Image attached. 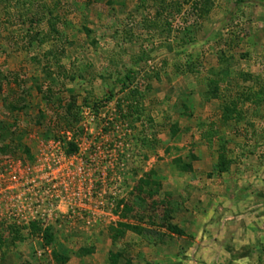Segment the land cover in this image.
Instances as JSON below:
<instances>
[{
    "label": "rangeland",
    "instance_id": "obj_1",
    "mask_svg": "<svg viewBox=\"0 0 264 264\" xmlns=\"http://www.w3.org/2000/svg\"><path fill=\"white\" fill-rule=\"evenodd\" d=\"M201 3L0 0V163L59 210L19 227L0 194V264H264V0ZM129 73L136 124L118 111ZM230 100L240 116L224 121ZM75 194L116 206L73 217Z\"/></svg>",
    "mask_w": 264,
    "mask_h": 264
},
{
    "label": "built area",
    "instance_id": "obj_2",
    "mask_svg": "<svg viewBox=\"0 0 264 264\" xmlns=\"http://www.w3.org/2000/svg\"><path fill=\"white\" fill-rule=\"evenodd\" d=\"M12 164L10 162L0 163V194L3 201L7 202L6 206L11 209V212L8 213V217H14L15 223L19 227H30L32 223L38 220L40 215L39 210L42 209L43 206L47 208V212L46 210L44 211L49 217H51L54 212L59 211L58 207L55 206L54 195L48 191L46 192L47 196L42 197L38 192L32 191L30 186L35 182L23 174L22 163L17 162L14 165ZM48 169L52 174V168L49 167ZM50 173L46 172L45 174L47 182H49V178H52ZM17 188L21 189V191L17 193V195L10 197V193ZM7 200L12 202V204H9ZM61 200L66 203V197H62ZM0 204L2 205V203ZM68 205V215H73V217H75L76 214H83V216H81L84 217V215L87 214L95 218L102 217L112 212L116 206V199L109 202L110 208L107 213L105 207H103L105 205L103 201L96 202L92 194H89V198H87V196H81V194H75L74 198L68 201ZM61 213L66 216V211ZM91 222L92 221H88V225H90ZM93 223L96 222L94 221Z\"/></svg>",
    "mask_w": 264,
    "mask_h": 264
},
{
    "label": "trees",
    "instance_id": "obj_3",
    "mask_svg": "<svg viewBox=\"0 0 264 264\" xmlns=\"http://www.w3.org/2000/svg\"><path fill=\"white\" fill-rule=\"evenodd\" d=\"M200 1L202 3L200 4V7L198 9L202 12V14L209 13L211 0H200ZM50 25L53 27L54 31L57 32L54 26L55 23L54 22L50 23ZM133 75H134L133 73H129L125 78L127 82L126 81L122 82L121 94H124V96L121 99V102L125 103V106L121 105L120 103L118 105V111L120 114L123 115L122 118L124 121L131 120L132 124H136L140 119H142V115H141L142 112L140 110V102L145 97V93L141 90L140 87L131 85L133 84V79H135ZM45 77H46V80H52V75L49 71L47 72V70L45 72ZM45 88L46 89H44V85H40L38 87L39 94L43 95V98L45 101H47V103H51L55 97L59 96V94L51 88V84L46 85ZM217 95H218V91H217V87H215L213 90H211V96L216 97ZM57 99L59 103L63 102L62 98H57ZM123 107L126 108L125 114H123L124 113ZM73 108H74L73 104H70V105L68 104L66 108H62L63 113H61V115H59L57 118L58 124L61 123L63 118L65 122L69 124H70L71 119L75 120L74 118L75 116L73 114ZM235 114L240 116V113L238 112L237 102L233 101L230 104H226L224 106V116H223L224 121L235 119L234 117ZM148 120L151 122V118H148ZM220 150L224 151V147H222ZM219 159H220L219 160L220 165L223 164L225 157L223 155H220ZM33 230L35 232H39V229L37 228V226H34ZM5 243H6V240L3 238V235L0 234V250L3 248ZM54 258L58 264H67V262L69 261V257H67L66 255H61L59 253H55ZM112 258L116 259L114 260V263H113V264H116L117 258H119V256L111 255L110 259Z\"/></svg>",
    "mask_w": 264,
    "mask_h": 264
},
{
    "label": "crops",
    "instance_id": "obj_4",
    "mask_svg": "<svg viewBox=\"0 0 264 264\" xmlns=\"http://www.w3.org/2000/svg\"><path fill=\"white\" fill-rule=\"evenodd\" d=\"M110 0H102V2H105V3H107V2H109ZM121 3H123V1H121ZM210 71H211V69H210ZM223 72V75H225V72H226V70H223L222 71ZM193 73V72H192ZM210 76L212 77V78H210V80L208 81V84L210 85V84H213V86H214V88L215 87H217V85L218 84H220V81H222L219 77H216V78H214V76L215 75H213L212 76V74H210ZM223 77V76H222ZM217 84V85H216ZM211 86V85H210ZM220 96H219V93H218V95L216 96V97H213V96H211V98L210 99H208V101L207 102H211L212 103V105L214 106V107H218L219 106V103H218V99H221V97L219 98ZM226 101H228V100H226ZM234 100H230V102H233ZM217 102V103H216ZM229 102V101H228ZM222 103H223V101H222ZM217 104H218V106H217ZM227 103H223V105L225 106ZM224 106L222 107V115H221V118H223V116H224ZM216 110V108L214 109V111ZM213 111V112H214ZM238 111H240L239 110V105H238ZM108 258V257H107ZM54 260H55V258H54ZM56 264H58L57 262H56Z\"/></svg>",
    "mask_w": 264,
    "mask_h": 264
}]
</instances>
